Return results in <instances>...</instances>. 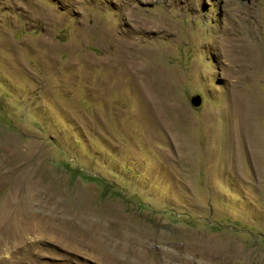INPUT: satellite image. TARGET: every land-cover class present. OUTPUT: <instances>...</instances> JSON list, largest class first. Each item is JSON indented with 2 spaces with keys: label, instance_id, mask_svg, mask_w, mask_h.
Listing matches in <instances>:
<instances>
[{
  "label": "rangeland",
  "instance_id": "1",
  "mask_svg": "<svg viewBox=\"0 0 264 264\" xmlns=\"http://www.w3.org/2000/svg\"><path fill=\"white\" fill-rule=\"evenodd\" d=\"M263 17L264 0H0V142L65 220L49 240L6 241L0 264H264L263 74L238 75L261 145L226 149L220 51L253 27L264 64ZM123 47L171 92L153 95L154 119ZM89 226L128 253L102 255Z\"/></svg>",
  "mask_w": 264,
  "mask_h": 264
},
{
  "label": "bare ground",
  "instance_id": "2",
  "mask_svg": "<svg viewBox=\"0 0 264 264\" xmlns=\"http://www.w3.org/2000/svg\"><path fill=\"white\" fill-rule=\"evenodd\" d=\"M262 20L263 21L261 23H264V17L262 18ZM165 25H167V23ZM166 27H168V25ZM261 28H263V26ZM120 31L123 32V30ZM254 36H255V32L252 27L251 29L245 30L244 36H242L241 34L240 37H236V38L224 37L221 38L220 41V45H221L220 51H221V57L223 59L222 63L227 67L226 82H227V89L229 95L227 99L228 101L227 104L221 107L222 119L224 123L223 136L225 141L222 144L226 149L246 148V147L249 148L251 146H259L260 144L259 140H257L259 136L257 134L259 132H258V128H256L258 126L256 125L257 123L259 124L262 121V115L260 113V109L258 108L257 96L253 92H251L248 88H243V85H241L238 79L240 78L238 77L239 73L245 71L247 68L249 70L251 69L250 71L252 74H253L252 71L254 70L255 71L261 70L263 75L261 76L262 80L260 81L264 82V64L261 61V57H260L262 55L263 47L254 40ZM124 45H126V43ZM123 49L124 50H121V58L119 64L122 65V67L125 66L124 67L125 71L127 72V74L129 73L128 75L132 77L131 80H133L137 86L141 85L140 87L143 88L141 91L139 90L140 88L138 89L139 91L137 89L136 91L139 93L140 100L142 101L143 109L145 108L148 114H150L151 117L154 119L153 115H154V109H155L154 107L156 103L154 102L155 99L154 96L157 93L159 95H162V97L163 96L165 97L168 96L169 93L171 92L168 89V86L165 80L163 79L162 75H158V74L155 75L153 72H149V70L146 71L145 68L143 70L138 69L137 68L138 65H135L136 67L128 65L129 64L128 60L133 57L132 54L129 53L130 51H128L129 48L123 47ZM143 50H139V51L143 52ZM139 64L141 65V63ZM143 67L144 64L142 63L141 68ZM156 76H158L157 78L158 80H156ZM145 77L147 78V80L151 79L150 83L146 81ZM253 78L255 79V76ZM254 79H249V80L254 81ZM259 79L260 78H258V80ZM262 85H264V83ZM207 115L209 116V114ZM160 121L161 120H159V122ZM184 147L186 148V146ZM251 150H253V148ZM18 170H19V165L17 164L16 156L14 155L13 148L11 147V145L9 146L5 142H0V247H2V245L6 243V241L9 242L11 240H16L21 244L28 242L29 238L34 233L38 238L39 237L42 238V240H49L50 239L49 231L58 229L60 227V224H62L65 221L62 220L60 222H56V219L52 216L53 208L51 207L49 198H46L47 194H45V192L41 189L38 183L35 182L32 172L26 171V173L22 176V179L17 180ZM85 231L87 232V237L88 238L91 237L90 240L93 243L91 244V246H93L105 257H115V259L118 260V258L116 257L117 254H114L112 250H114L117 253L120 250L119 249L120 244L116 243L115 244L116 246L114 247H106L107 245L103 246L101 243L105 242L106 240L101 238V234L99 233V228L96 231L97 232L96 238H93L95 236H92V233H95V231L93 232L92 229L89 230L88 228H85ZM125 244L127 243L125 242ZM121 247L123 250H120V252L122 253L124 252L127 254L128 251L126 250V248H124L123 244L121 245ZM120 252H118L119 255H121ZM123 261H124L123 264H138V261L140 264V260L129 262L127 259H125Z\"/></svg>",
  "mask_w": 264,
  "mask_h": 264
},
{
  "label": "water",
  "instance_id": "3",
  "mask_svg": "<svg viewBox=\"0 0 264 264\" xmlns=\"http://www.w3.org/2000/svg\"><path fill=\"white\" fill-rule=\"evenodd\" d=\"M241 1H249V0H241ZM202 104V98L200 95H195L193 97H191L190 99V105L193 107V108H198L200 107Z\"/></svg>",
  "mask_w": 264,
  "mask_h": 264
},
{
  "label": "trees",
  "instance_id": "4",
  "mask_svg": "<svg viewBox=\"0 0 264 264\" xmlns=\"http://www.w3.org/2000/svg\"><path fill=\"white\" fill-rule=\"evenodd\" d=\"M85 178H86L87 181H91V182H95V183L103 185V183L100 180H98V179H94V178H90V177H85ZM102 196L105 197L106 194L104 193Z\"/></svg>",
  "mask_w": 264,
  "mask_h": 264
}]
</instances>
